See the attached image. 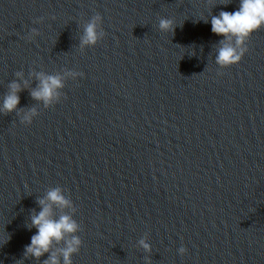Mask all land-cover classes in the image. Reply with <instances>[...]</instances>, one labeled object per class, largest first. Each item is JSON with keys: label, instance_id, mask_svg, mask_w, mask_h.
<instances>
[{"label": "clouds", "instance_id": "clouds-1", "mask_svg": "<svg viewBox=\"0 0 264 264\" xmlns=\"http://www.w3.org/2000/svg\"><path fill=\"white\" fill-rule=\"evenodd\" d=\"M40 19L42 18H38L35 22H39ZM204 21L208 22L207 19ZM210 23L212 33L223 37L217 48L216 64L222 68L238 64L248 51L247 41L254 32L264 27V0H239L238 10L233 12L221 10L218 15L211 16ZM101 24L100 14L92 16L86 23L80 38L81 49L85 46H95L104 37L105 32L100 27ZM158 27L161 32L173 33L176 25L170 18H161ZM31 32L33 35L38 34L35 28ZM15 75L21 78L23 76L21 72H16ZM68 75H83V73L69 72ZM35 76L39 84L30 92L32 99L41 100L46 105L57 100L60 96L59 90L64 87V77L43 72L35 73ZM27 86L28 82L24 81V87ZM8 88L9 91L0 108V112L4 114L17 111L20 103L18 93L23 90L16 80H13ZM21 113L22 122L30 124L33 116L36 115V110L35 108L21 109L18 114ZM37 203L41 210L38 213L35 210L32 211L28 225L29 229L35 228L37 232L31 236L30 244L25 246L24 258L33 257L39 260L48 254L43 264H73L72 257L80 251L82 246V240L77 235L80 225L66 211L58 219L54 216V207L61 210L73 208V202L63 194L62 188L56 187L49 190L44 198H39ZM73 211H75L74 208ZM139 245L145 252L152 251L146 239H141ZM178 251L183 255L187 250L180 247Z\"/></svg>", "mask_w": 264, "mask_h": 264}, {"label": "water", "instance_id": "water-1", "mask_svg": "<svg viewBox=\"0 0 264 264\" xmlns=\"http://www.w3.org/2000/svg\"><path fill=\"white\" fill-rule=\"evenodd\" d=\"M180 247L187 250L183 255ZM142 264H264V154Z\"/></svg>", "mask_w": 264, "mask_h": 264}]
</instances>
